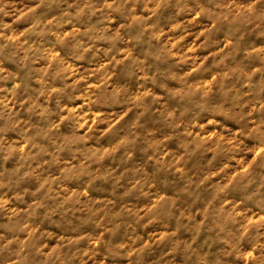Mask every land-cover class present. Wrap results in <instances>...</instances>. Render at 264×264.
<instances>
[{
    "label": "rangeland",
    "instance_id": "1",
    "mask_svg": "<svg viewBox=\"0 0 264 264\" xmlns=\"http://www.w3.org/2000/svg\"><path fill=\"white\" fill-rule=\"evenodd\" d=\"M0 264H264V0H0Z\"/></svg>",
    "mask_w": 264,
    "mask_h": 264
}]
</instances>
